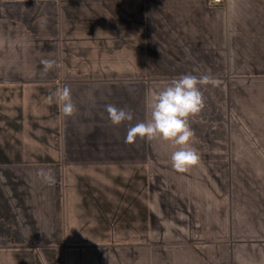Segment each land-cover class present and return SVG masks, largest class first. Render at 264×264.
<instances>
[{
    "label": "crops",
    "instance_id": "crops-1",
    "mask_svg": "<svg viewBox=\"0 0 264 264\" xmlns=\"http://www.w3.org/2000/svg\"><path fill=\"white\" fill-rule=\"evenodd\" d=\"M122 41L134 72L115 66ZM255 58L264 0H0V264H264V92L228 78ZM186 74L219 83L188 120L199 164L177 173L179 146L125 138Z\"/></svg>",
    "mask_w": 264,
    "mask_h": 264
},
{
    "label": "clouds",
    "instance_id": "clouds-1",
    "mask_svg": "<svg viewBox=\"0 0 264 264\" xmlns=\"http://www.w3.org/2000/svg\"><path fill=\"white\" fill-rule=\"evenodd\" d=\"M44 71L51 70L54 60H42ZM218 81L208 75L197 77L186 74L160 91L151 93L148 107L150 119L140 122L127 130L125 142L133 144L137 139L148 141L159 140L179 146L171 156L172 167L177 173H187L199 164L200 157L195 148L190 146L193 136L188 120L198 114L204 107V97L201 87L211 84L217 86ZM66 117H71L76 111L72 102L71 91L68 87L58 89L55 93ZM51 100V97L49 98ZM106 112L112 125L119 126L125 121H131L133 114L123 108L107 105ZM37 176L49 184L55 183V176L50 169H40Z\"/></svg>",
    "mask_w": 264,
    "mask_h": 264
},
{
    "label": "rangeland",
    "instance_id": "rangeland-1",
    "mask_svg": "<svg viewBox=\"0 0 264 264\" xmlns=\"http://www.w3.org/2000/svg\"><path fill=\"white\" fill-rule=\"evenodd\" d=\"M69 20H73V24H74V19H69ZM116 46L121 47L120 49H117V51H119L121 53V55H116L117 60L116 61V65L117 68L120 67H127V65L125 64H131L132 68V72H134L136 70V68L134 67V64L136 61H130V60H125L123 56H129L130 55V50L126 49L124 47H126L122 42H117ZM228 78H232L233 80H238L240 81L241 79H237V78H244V77H252L253 80H259V79H264V59L260 60L259 58H255L253 60H242V61H229V67H228ZM21 73V76L23 77H30L31 73H29L27 70H23L21 69L19 71ZM18 72V73H19ZM142 72V71H141ZM139 73V72H138ZM6 76V78H11V69L7 70L6 72H4ZM249 80V79H248ZM251 90V89H250ZM254 100L251 98H248L247 101V107H245L242 103L237 102V108H239L240 110H237L238 113H241L242 115L244 114V116L246 118H250L248 120H253L251 117L247 116L245 113H251V111H253L256 105H253ZM253 106V108L251 107ZM251 111H250V109ZM256 109V108H255ZM245 110V113H244ZM239 117H236V119H238ZM230 119V118H229ZM239 123V122H237ZM243 123V122H242ZM241 127L242 125L239 124ZM258 125V124H255ZM259 126V125H258ZM258 128V127H257ZM249 132V130H248ZM257 132H259L258 134H262L261 131H257L255 130V133L257 134ZM252 137V135H250L249 139ZM248 138V137H247ZM253 138V137H252ZM259 181H263L262 179H259ZM264 183V181H263ZM228 246L230 249H233L234 247H230V243H228Z\"/></svg>",
    "mask_w": 264,
    "mask_h": 264
},
{
    "label": "trees",
    "instance_id": "trees-1",
    "mask_svg": "<svg viewBox=\"0 0 264 264\" xmlns=\"http://www.w3.org/2000/svg\"><path fill=\"white\" fill-rule=\"evenodd\" d=\"M249 80H251V82L257 83V84H255V86H257V89L260 90L261 92H262V90H263V92H264V83H261L264 79L253 80V79L251 78V79H249ZM249 84H252V83L249 82ZM259 85H261L262 87H261V88H258ZM251 88L254 89L253 86H251ZM231 94H232V93H231ZM261 94H262V93H261ZM262 95H264V94H262Z\"/></svg>",
    "mask_w": 264,
    "mask_h": 264
}]
</instances>
